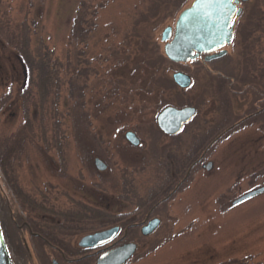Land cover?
<instances>
[{
	"label": "rangeland",
	"instance_id": "374dc122",
	"mask_svg": "<svg viewBox=\"0 0 264 264\" xmlns=\"http://www.w3.org/2000/svg\"><path fill=\"white\" fill-rule=\"evenodd\" d=\"M177 2L0 0V156L5 164L0 163V180L9 197L7 201L0 192V223L18 264H24V251L9 215L17 214L20 223L26 216L90 214L93 218L84 219L82 226L95 230L110 220L97 218L103 211L117 213V198L123 200L124 213L140 209L138 198H147L165 182L163 166H169L165 157L191 156L201 144L194 134L203 131L196 125L203 120L211 123L215 116L208 112L212 104L203 103L200 89L207 75L197 60L180 64L163 57L161 71L174 87L165 90L164 102L157 97L141 99L144 93L138 90L151 70L141 63L143 57L148 52L162 54L161 29L173 26L192 0ZM239 6L236 54L245 53L248 23L264 22V0L240 1ZM78 9L91 20L85 46L71 37ZM24 34L30 48L47 51L50 65L54 64L57 78L45 95L36 86L35 72L28 84L12 46L21 45ZM260 47L254 45V53ZM122 57L138 64L116 66ZM258 58L264 57H253ZM236 62L244 65L241 57ZM175 71L191 75L190 87L175 84ZM120 76L124 80L118 82ZM164 104L198 108L192 123L174 141L156 122ZM263 123L244 126L212 146L204 159L212 161V167L195 168L187 183L163 204V221L153 234L141 238V247L128 264H264V193L233 204L264 185ZM128 130L139 138V145L126 140ZM95 158L105 163V170L95 168Z\"/></svg>",
	"mask_w": 264,
	"mask_h": 264
},
{
	"label": "flooded vegetation",
	"instance_id": "af4514ba",
	"mask_svg": "<svg viewBox=\"0 0 264 264\" xmlns=\"http://www.w3.org/2000/svg\"><path fill=\"white\" fill-rule=\"evenodd\" d=\"M248 24L245 29V40L247 41L244 49L245 53L242 50L237 54L235 53L236 50L233 51L236 45L235 38L238 37V32L234 28L231 44L219 49L225 50L222 55L209 60L206 59L218 53L219 50H217L211 53H201L197 58L198 66L207 75L200 93L203 95V103L206 100V102L209 101L212 104L208 112H214L215 118L211 123L203 120L202 125H196V128L201 129L203 133H195V140L207 141L197 153H194L193 156L181 157L171 153L167 158H164L168 161L171 181L173 180V183L167 186L166 192L157 199H147V207L136 209L133 213H124L123 200L117 198V213L112 215L100 214L97 218L101 222L106 219L110 220L95 230L82 226L85 220L89 219L90 221L93 218L90 214L57 213L53 216L43 215L41 218L36 219L26 216L24 219L22 218L20 223L18 222L19 217L15 214L13 219L19 230V245L24 251V264H96L100 254L124 244L133 243L135 244V251L123 263L128 264L129 260L141 247V238L153 234L163 221L162 216L166 215L163 204L169 201L187 183L195 168L198 166L206 168L205 165L208 162L211 163L212 167V161L204 163V159L212 146L219 140L230 138L235 131L242 129L244 126H253L256 121L264 122V58H258L256 61L253 59V57H264V48H262L264 47V22L253 20ZM254 45H257V47L258 45L262 46L260 52L258 50L254 53ZM236 57H241L244 62L243 66L236 62ZM225 58L227 60H224ZM185 106L195 105L187 104ZM196 109L197 115L198 108L196 107ZM190 123H192V120L184 124L181 131ZM247 123L249 124L247 125ZM181 131L176 134H162L174 141L180 136ZM213 141L214 143L210 144ZM210 168L206 169L209 170ZM161 206L163 208L159 209ZM109 208L108 206L106 209L109 210ZM153 218L159 220L158 226L152 232L143 234L142 227ZM111 227H117L118 229L110 240L94 247L79 244L80 239L85 235ZM84 229L88 232H85ZM81 232L84 233L76 240L75 236ZM22 236H24V241ZM26 243L32 252V259L27 251ZM7 244L12 256L11 245ZM12 259L15 264H18L13 256Z\"/></svg>",
	"mask_w": 264,
	"mask_h": 264
},
{
	"label": "water",
	"instance_id": "95a60500",
	"mask_svg": "<svg viewBox=\"0 0 264 264\" xmlns=\"http://www.w3.org/2000/svg\"><path fill=\"white\" fill-rule=\"evenodd\" d=\"M240 1L246 0H192L181 9L174 25H166L160 31V40L163 43L162 54L166 59L174 63L186 64L194 61L201 53H211L224 46H229L233 39V29L236 18L241 14L242 8L237 7ZM225 50H219L211 59L220 56ZM172 79L180 88H187L191 83L189 74L183 71H175ZM196 114L194 106L174 107L166 106L156 116V122L160 130L165 134H176L182 126L189 122ZM126 140L136 146L140 143L139 138L131 130L125 132ZM214 143L211 142L210 144ZM94 165L98 170H104L106 165L99 159H94ZM206 168L211 167L208 162ZM0 192L9 200L6 190L0 180ZM264 193V185L252 189L235 200L233 204L241 203L258 194ZM159 220L151 219L142 227V233L148 234L158 226ZM117 227H111L93 234L85 235L80 239L82 246H96L110 240L117 231ZM24 241V236H22ZM32 259V252L25 244ZM135 244L127 243L108 252L100 254L96 264H123L134 253ZM0 264H14L7 247L4 234L0 225ZM56 264V263H55Z\"/></svg>",
	"mask_w": 264,
	"mask_h": 264
},
{
	"label": "trees",
	"instance_id": "16d2710c",
	"mask_svg": "<svg viewBox=\"0 0 264 264\" xmlns=\"http://www.w3.org/2000/svg\"><path fill=\"white\" fill-rule=\"evenodd\" d=\"M177 1H179L177 2V4L179 5L184 0H177ZM163 3H166V5L172 4L170 1L168 2L165 1ZM92 16L93 14L89 13V17H92ZM90 24H91L90 18H88L85 13H81L80 9H78L76 15L73 18L72 30H71V37L76 43H79L82 46L86 45V41L89 38ZM12 46L16 47L17 52L20 56L19 62L21 63L24 69L25 75H27V80L29 81L28 84L32 82L33 72H35L36 86L38 87L39 90H41L40 92L43 95H45L48 92V90L52 86H54V81L57 78L56 71L53 69L54 64L51 66L49 59L47 58V57H51L49 53L47 51L32 50L29 45V37L26 34H24V41L23 43H21V45L14 43ZM163 57L164 56L162 54L160 55L159 53H156V52L155 53L148 52L147 56L143 57L141 63L144 66H146V68L148 67L151 70L147 72L148 79L145 80L146 82L144 84V87L142 86L138 89V90L143 91L144 93L141 99H147L148 97L149 98L157 97L158 101L164 102V99H163L165 95L164 92L166 89L167 90L169 89V87L171 86V82L170 80H168L167 82V79H168L167 76L164 75V71H161V68H162L161 66L165 63V59ZM122 58L123 59H121V61H118L116 63V66H119L122 64L121 67L124 69L125 65L129 61L130 62L137 61L136 64H138V60H135V59L132 60L131 57L130 59L129 57H122ZM116 79L118 80V82H120L124 80V77L120 76L119 78H116ZM170 88H174V87L172 86ZM26 89H28L27 86H26ZM161 104L163 105V103H160V105ZM157 106H158V103H157ZM204 144L205 142H201V144H199V146L196 148L195 153H197L198 150H200L204 146ZM161 149L164 152L165 148L162 147ZM3 160H4V156H0L1 165H5ZM167 166H168L167 164L163 166L164 174L166 175L165 176L166 178L164 179L165 182L161 183L156 190H152L151 193L147 196V198L145 199L138 198L137 202L139 203L138 206H140V208L141 207L146 208L147 199L159 198L162 194L166 192L167 186H169L170 183H173V180L171 181L170 168ZM2 168L5 172L6 169L3 166ZM17 194L19 195V193ZM7 208L9 209V207ZM95 216H97V214H95ZM9 218H10V224L12 228L15 227L16 224L13 219V216L9 215ZM16 237H18L19 239L18 242H19L20 236H16Z\"/></svg>",
	"mask_w": 264,
	"mask_h": 264
}]
</instances>
